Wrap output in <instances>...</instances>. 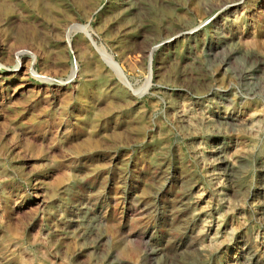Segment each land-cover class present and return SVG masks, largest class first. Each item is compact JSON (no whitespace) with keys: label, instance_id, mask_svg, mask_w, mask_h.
I'll return each mask as SVG.
<instances>
[{"label":"rangeland","instance_id":"374dc122","mask_svg":"<svg viewBox=\"0 0 264 264\" xmlns=\"http://www.w3.org/2000/svg\"><path fill=\"white\" fill-rule=\"evenodd\" d=\"M0 41V264H264V0H0Z\"/></svg>","mask_w":264,"mask_h":264},{"label":"bare ground","instance_id":"6f19581e","mask_svg":"<svg viewBox=\"0 0 264 264\" xmlns=\"http://www.w3.org/2000/svg\"><path fill=\"white\" fill-rule=\"evenodd\" d=\"M83 31L84 33L90 38V40L92 41L91 39V36L90 34L88 33L87 29L86 28H83ZM185 33L183 32V30L179 29L177 30L176 32H174L172 34V36L170 37L171 40H175L181 36H183ZM179 40V39H178ZM0 45H1V41H0ZM18 49V48H17ZM16 53V52H15ZM24 53H29L30 56L32 57V60L30 59H22L21 58V55H23ZM40 58V54L38 53H34L32 51H28V52H20L19 54V58H18V64H17V67L16 69H18L17 72H21V71H25V72H29L31 75H33L35 78H37L38 80H41V81H44V82H47L49 84H55V83H62L63 84V81L62 80H56L52 77H50L49 75H45V74H42L38 71H36L34 68H35V65L37 63V61L39 60ZM105 58L109 61V63L114 67V69H116L117 71L121 72L122 71V67L110 56L108 55H105ZM45 60V59H43ZM73 60H74V64H73V69L71 67V70H72V75L69 79V83H72L73 80L78 76V62L76 60V57L73 56ZM63 62V61H61ZM73 63V62H72ZM41 64V63H40ZM48 64V63H47ZM68 64V63H67ZM65 66V65H63ZM69 66V65H68ZM11 67V66H10ZM55 68V67H54ZM41 69V68H40ZM0 70L4 73L6 72H9L7 70V68L3 65L0 64ZM40 71V70H39ZM61 72V71H60ZM14 73V72H13ZM50 73V72H49ZM53 73V72H52ZM122 73V72H121ZM58 74V73H57ZM71 74V73H70ZM6 75V74H5ZM51 75V74H50ZM60 76V75H59ZM68 76V75H67ZM123 78V77H122ZM62 79H65V78H62ZM66 81V80H65ZM68 84V83H67ZM58 85V84H57ZM60 85V84H59ZM48 86V85H47ZM50 86V85H49ZM70 87V86H69ZM47 88V87H46ZM58 88V87H57ZM58 90V89H57Z\"/></svg>","mask_w":264,"mask_h":264}]
</instances>
